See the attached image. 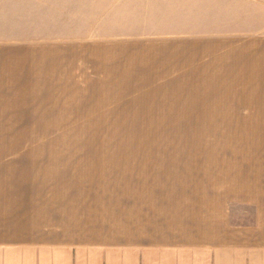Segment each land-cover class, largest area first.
<instances>
[{
  "label": "crops",
  "instance_id": "1",
  "mask_svg": "<svg viewBox=\"0 0 264 264\" xmlns=\"http://www.w3.org/2000/svg\"><path fill=\"white\" fill-rule=\"evenodd\" d=\"M100 3L78 45L178 61L182 125L228 147L7 150L0 264H264V0Z\"/></svg>",
  "mask_w": 264,
  "mask_h": 264
},
{
  "label": "rangeland",
  "instance_id": "2",
  "mask_svg": "<svg viewBox=\"0 0 264 264\" xmlns=\"http://www.w3.org/2000/svg\"><path fill=\"white\" fill-rule=\"evenodd\" d=\"M100 7L0 0V154L228 147L210 125H182L178 61L123 60L107 46L78 45L114 32L90 27Z\"/></svg>",
  "mask_w": 264,
  "mask_h": 264
}]
</instances>
